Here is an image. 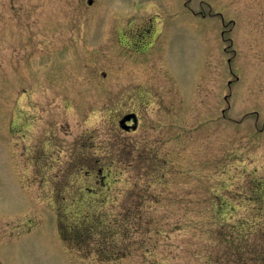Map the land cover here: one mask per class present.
<instances>
[{
  "label": "rangeland",
  "instance_id": "374dc122",
  "mask_svg": "<svg viewBox=\"0 0 264 264\" xmlns=\"http://www.w3.org/2000/svg\"><path fill=\"white\" fill-rule=\"evenodd\" d=\"M231 234L264 246V0H0V264H223Z\"/></svg>",
  "mask_w": 264,
  "mask_h": 264
},
{
  "label": "trees",
  "instance_id": "16d2710c",
  "mask_svg": "<svg viewBox=\"0 0 264 264\" xmlns=\"http://www.w3.org/2000/svg\"><path fill=\"white\" fill-rule=\"evenodd\" d=\"M263 188V187H262ZM261 185H256L255 189L258 190V194H261L262 191ZM258 198V197H257ZM235 228V227H233ZM102 229L95 230L98 231L99 238V246H98V256L99 258H106V260L116 259V257H111V259H107L110 256L116 255L113 253H110L111 249L116 248V244L113 241L112 232L109 234H106V231H101ZM232 230L229 232L231 233ZM92 235V228L85 229V230H79V232H76V238L79 241L85 242V240L90 239V236ZM245 239V237H244ZM225 244L227 245V248H225L224 252L220 254V262L223 264H264V246L263 248L260 247L258 251H243L246 250L249 246V240L246 241L245 244H240V237L229 235L225 239ZM110 247V249L108 248Z\"/></svg>",
  "mask_w": 264,
  "mask_h": 264
},
{
  "label": "water",
  "instance_id": "95a60500",
  "mask_svg": "<svg viewBox=\"0 0 264 264\" xmlns=\"http://www.w3.org/2000/svg\"><path fill=\"white\" fill-rule=\"evenodd\" d=\"M131 118H135V116L134 115H128V116H126V117H124L121 121H120V126L121 127H123V124L125 123V121H127V120H130ZM135 121V120H134ZM135 123H136V121H135ZM133 128H136V126H134Z\"/></svg>",
  "mask_w": 264,
  "mask_h": 264
},
{
  "label": "flooded vegetation",
  "instance_id": "af4514ba",
  "mask_svg": "<svg viewBox=\"0 0 264 264\" xmlns=\"http://www.w3.org/2000/svg\"><path fill=\"white\" fill-rule=\"evenodd\" d=\"M134 121L131 119L125 123L126 127L124 126V130L129 131L132 130V126L134 125Z\"/></svg>",
  "mask_w": 264,
  "mask_h": 264
}]
</instances>
